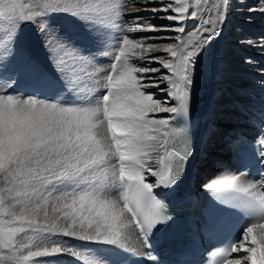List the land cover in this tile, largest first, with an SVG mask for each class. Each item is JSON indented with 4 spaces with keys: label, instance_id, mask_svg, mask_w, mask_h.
<instances>
[{
    "label": "snow or ice",
    "instance_id": "snow-or-ice-1",
    "mask_svg": "<svg viewBox=\"0 0 264 264\" xmlns=\"http://www.w3.org/2000/svg\"><path fill=\"white\" fill-rule=\"evenodd\" d=\"M28 2L33 7L26 11L20 0H10L9 27L0 43L7 44L5 55L13 57L20 24H35L50 49L60 87L53 97L21 96L16 73H9L7 63L0 64V247L12 254L17 235L29 233L36 250L16 264L62 254L85 264H124L128 254L147 256L157 264L150 240L174 217L154 189H172L185 174L192 155L189 110L197 64L226 21L230 0H211L205 6L192 0L191 11L189 0H143L145 5H160L151 9L132 7L136 0H104L101 5L88 0ZM102 10L117 17L123 10L171 12L157 17L176 22L171 26L137 16L131 25L124 20L120 27L125 33L176 35L160 38L167 43H149L156 38L125 34L114 37L119 43L113 46L104 26L111 17L106 19ZM260 11L264 13V7ZM52 13H66L82 25L97 45L95 53H86L67 33L53 28L48 23ZM186 20L194 22L191 28ZM113 47L115 55L104 71L94 61L97 55L111 56ZM157 52L165 55H151ZM133 58L135 63L130 62ZM100 80L106 83L103 94L96 95ZM153 88L166 93L165 98H156ZM160 113L169 115L158 118ZM105 122L110 144L98 135ZM113 149L118 159L110 164L107 157ZM253 151L261 165L258 178L226 176L205 185L215 193L206 227L225 223L229 213L245 220L238 234L211 253V264H264V135ZM146 174L155 179L147 182ZM113 188L119 189L116 199L109 195ZM133 224L147 253L129 247L124 230ZM60 236L101 246L92 252L100 259L69 247L57 239Z\"/></svg>",
    "mask_w": 264,
    "mask_h": 264
},
{
    "label": "bare ground",
    "instance_id": "bare-ground-1",
    "mask_svg": "<svg viewBox=\"0 0 264 264\" xmlns=\"http://www.w3.org/2000/svg\"><path fill=\"white\" fill-rule=\"evenodd\" d=\"M88 2L90 4L101 5L104 3V0H88ZM220 2L221 0H217V3ZM20 3L26 11L33 7L28 0H20ZM206 3L210 5L211 0H200L201 6H205ZM193 6L192 0H189L190 11ZM10 7V1L0 0V10L3 11V16L0 17V21L3 22L4 28V31H0V39H4L6 36V30L9 27L8 21L9 16L11 15L9 11ZM132 7H146L151 9L153 7H160V5L156 3L145 5L143 0H136V2L132 4ZM262 7H264V0H230L226 21L224 22L222 28H220L219 34L212 40L210 46L207 48L206 54L201 55L204 81L200 91L196 93L193 92L192 97L195 99L196 104L199 106L202 114L204 115L207 136L205 137L202 149L200 150L197 158L196 172L194 174V182L197 186L204 188L206 184L214 182L218 179H223L226 176H236V174L229 171L227 161L223 159L226 152V142L223 141L222 144L218 142L221 137L219 135H215L213 129L210 128L211 126L216 124L225 128V131L222 134V137H224L234 133L237 126L241 128H248L250 120L258 112L260 114L258 119L261 122V127L259 129H252L251 134L259 139L262 135H264V43H262V41H264V13L260 11V8ZM250 8L252 9L251 11L249 10ZM17 10H19V6H17ZM169 14L173 13H153L152 11L132 12L129 10H123L122 15L117 17L110 10H102V15L104 17L106 16V19L107 17H111L110 20H107L104 26L109 30L110 42L113 46L119 43V41L114 37L123 36L125 34L129 35L130 38L140 36H153L156 38L149 41V43L170 42L167 39L160 38L175 36L176 33L171 31H161L156 33H125L121 31L120 27L124 20H128L129 25H131L132 19L137 16L145 17L150 20L151 23L156 25L171 26L176 22L157 18ZM48 23H50L57 31L67 33L70 37L72 33L73 35L71 38L79 46H83L85 50L88 49V47L90 48L89 45L87 48L84 47L86 43L90 45L93 44V40L89 38V35L84 30L83 26L76 22L72 16L66 13H52ZM193 23L194 22L191 20L185 21L188 28H191ZM74 35L76 38L73 37ZM77 37L83 42H79ZM3 46H7V44L0 43V47ZM110 51L112 53L111 56L97 55L96 59L99 61L98 64L94 61L96 62L95 64L97 67L103 69L104 71H108L110 68V59L115 55L114 47ZM49 52L50 49L47 46L46 40L37 31V26L31 22H22L19 26L18 39L14 47L13 58L16 60L17 57L16 62L19 61V63H17V67H14L15 69L13 71L17 75V83L15 87L19 89L21 86H26L30 83H37L44 71H48L58 79L53 57L49 55ZM43 55L46 60L42 59ZM151 55L160 56L165 55V53L157 52L152 53ZM130 62L135 63V58H133ZM103 64H107L108 69H106ZM223 65L225 66L223 67ZM153 66L155 67L157 65L154 64ZM103 74L104 72H101V75ZM19 78L26 79L21 81L22 79ZM104 83H106V81L103 80L100 85L101 89H95L96 95L103 94L102 86ZM161 87H164V85H161ZM5 91H10V89H5ZM150 91L156 93V98L161 100H163L166 96L162 95L161 97H157L159 96L158 94L165 93L155 88L150 89ZM21 96L27 95L21 94ZM170 103L175 102L171 101ZM168 115L169 114L167 113H160L158 114V118L166 117ZM100 118H102V116ZM173 126H176L175 121H173ZM98 135L104 140L105 144L111 143L106 122L104 125L100 126ZM211 147L214 151H212ZM222 148H224V150H222ZM113 153L114 150L109 153V158L107 157L110 164L116 163L115 155ZM220 153L224 156L222 155L220 160L215 162L218 164L219 169L216 178L212 181L205 182L199 174V171L201 172V163H212L213 155L217 154V156H219L218 154ZM153 157H156V153H153ZM153 167H155L154 162ZM154 179L155 178L146 174L147 182H152ZM109 195L112 199H116V188L111 189ZM125 216L129 217L127 213H125ZM124 231L128 233L129 247L132 249H138L139 239L134 226L131 225ZM31 236L32 234L26 233L27 238ZM57 239L65 242L69 247H74L75 250H79L82 253H88L90 259H100L99 257L92 256V252L96 249L94 244L62 236L57 237ZM21 250L16 248L14 253L10 254L9 249L0 247V264H16V260L24 256ZM29 250L36 249L30 247L27 249V252ZM72 258L74 257L67 254L52 257H32L27 264H39V262L43 260L59 261V264H72ZM101 264H108V262L102 261Z\"/></svg>",
    "mask_w": 264,
    "mask_h": 264
},
{
    "label": "rangeland",
    "instance_id": "rangeland-1",
    "mask_svg": "<svg viewBox=\"0 0 264 264\" xmlns=\"http://www.w3.org/2000/svg\"><path fill=\"white\" fill-rule=\"evenodd\" d=\"M3 1H7V0H3ZM8 1H10V0H8ZM106 17V16H105ZM54 21V20H53ZM72 33H71V37H72ZM73 37H75L76 38V36L74 35ZM77 39L79 40V42H83V41H81V39H79L78 37H77ZM88 45L90 46V48L88 47ZM81 47H83V46H81ZM84 47H88V49H86L85 51H86V53L87 52H93V53H95V51H96V47H97V45L93 42V44L92 45H90V44H87L86 43V45L84 46ZM6 50H7V46H3V47H0V64H4V63H7V65H8V69H9V73H12L13 71H14V67H17V63H19V61H17L16 62V60H17V57H16V60H14L15 58H13V57H11V58H9V57H7L6 55H5V53H6ZM4 51V52H3ZM4 54V55H3ZM111 55H112V53H111ZM114 55V54H113ZM97 58V57H96ZM9 59L11 60V62L9 63ZM42 59L43 60H46V58L44 57V55L42 56ZM95 61L97 62H95L96 64H98V59H95ZM105 67L107 66V64H103ZM225 65H223V67H224ZM12 67V68H11ZM106 69H108V67H106ZM10 71H12V72H10ZM19 79H22V78H19ZM18 79V80H19ZM24 80L26 79V78H23ZM23 79L21 80V81H23ZM27 81V80H26ZM102 81L103 80H100L99 82H98V84L96 85V87H95V89L96 88H99V89H101V87H100V85L102 84ZM155 95H156V93H155ZM159 96H157V97H161L162 95H166V93L165 94H158ZM240 123V122H239ZM231 125H233V124H231ZM103 142H104V140H103ZM212 146V145H211ZM214 146V145H213ZM212 148V147H211ZM222 150H224V148H222ZM221 150V151H222ZM212 151H214V149L212 148ZM215 152H216V150H215ZM218 153V152H217ZM219 156H217V154H214L213 155V160H212V163H210V164H208L207 162H202L201 163V167H203V170L205 171V176L204 177H202L203 178V180L205 181V182H209V181H212V180H214L215 178H216V175H217V173L219 172V169H218V164H216L215 162L216 161H219L220 160V157L223 155L222 153H220V154H218ZM224 156V155H223ZM108 158H109V156H108ZM108 158H107V160H108ZM224 159V158H223ZM108 163H109V160H108ZM205 164L204 166H202V164ZM200 170H201V168H200ZM25 235V236H24ZM32 238V239H31ZM24 239V240H23ZM16 240H17V248L18 249H20L21 250V248H22V250H21V252H23V255H25L26 253H27V249L28 248H30V247H32L33 249H35V237H34V235H32L31 237H29V238H27L26 237V233H22V235L20 234H18L17 235V238H16ZM31 240H32V242H31ZM24 241V242H23ZM31 242V243H30ZM23 245H24V249H23Z\"/></svg>",
    "mask_w": 264,
    "mask_h": 264
}]
</instances>
